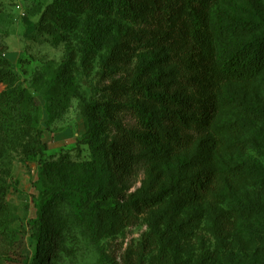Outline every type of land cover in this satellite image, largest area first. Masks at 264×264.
<instances>
[{
  "label": "trees",
  "instance_id": "16d2710c",
  "mask_svg": "<svg viewBox=\"0 0 264 264\" xmlns=\"http://www.w3.org/2000/svg\"><path fill=\"white\" fill-rule=\"evenodd\" d=\"M214 1L56 0L66 9L74 5L81 12L101 15L106 22L142 24L139 34L131 39L120 37L113 42L106 66L134 56V42L140 39L161 53L160 69L153 72L154 59H150L128 75L112 77L103 86L100 100L75 94L85 121L82 141L89 149L88 160H72L66 153L56 159L44 157L46 143L35 128L34 98L21 86L10 62L0 57V83L4 85L0 91V148L14 143L28 160H37L39 180L44 185L34 200L36 215L27 221L30 234L21 264L50 262L65 237V217L58 211L62 203H68L79 219L81 234L96 238L102 229L91 230L90 224H101L115 214L125 196L121 187H129L140 170L145 177L136 199L144 210L174 196L190 205L208 197L213 206H231L214 216L216 229L223 233L235 213L252 220L264 209L257 197H243L240 192L250 184L263 189L264 168L246 161L225 162L222 167L217 164L223 161L225 151L242 147L222 136L237 133L238 124L214 127L220 112L231 107L252 121L264 122V109L249 107L240 98L233 103L222 94L224 84L251 82L264 70V23L259 27L235 22L234 28L248 32L247 39L219 52L209 17ZM105 37V33L90 29L86 32L83 66ZM68 69L62 63L53 83L66 88ZM123 118L132 124L123 123ZM31 125L36 136L28 132ZM111 126L115 131L112 135L108 130ZM168 162L176 170L164 173L161 168ZM5 194L6 185L0 183V235L8 236L16 215Z\"/></svg>",
  "mask_w": 264,
  "mask_h": 264
},
{
  "label": "rangeland",
  "instance_id": "374dc122",
  "mask_svg": "<svg viewBox=\"0 0 264 264\" xmlns=\"http://www.w3.org/2000/svg\"><path fill=\"white\" fill-rule=\"evenodd\" d=\"M209 17L216 48L223 52L248 37L247 31L232 24L263 25L264 0H215L209 7ZM103 19L89 11L81 12L74 5L66 9L56 0H0V57L10 62L21 86L34 98L35 128L46 143L45 158L56 159L64 153L72 160L90 157L82 141L85 121L75 94L100 100L103 86L112 77L128 75L150 59H154L153 72L161 68V53L143 39L134 42V56L116 66H106L113 42L120 37L131 39L133 34H139L142 24ZM89 29L105 33L106 37L83 66L81 55ZM64 62L69 68L67 89L53 83ZM3 89L0 83V91ZM222 94L233 99V103L240 98L249 107L264 109V70L251 82L224 84ZM122 121L132 124L129 118ZM233 122L238 124L239 131L222 136L242 147L225 151L218 166L246 161L264 168V122L252 121L231 107L220 112L214 127ZM32 128L33 125L28 132L36 136ZM108 130L110 135L115 133L113 126ZM7 144L0 148V183L6 185L5 199L13 206L16 219L10 226L12 233L0 235V264H21L30 234L27 221L36 215L34 200L39 198V187L44 185L39 180V162L28 160L23 149L14 143ZM161 169L164 173L176 170L170 162ZM144 177L140 170L129 187H121L125 196L113 216L103 219L101 224H90L91 230L98 226L102 229L94 239L81 234L79 219L73 216L68 203H62L58 211L65 217V237L45 264H264V209L252 220L235 213L229 229L222 233L216 229L214 216L231 209L230 204L213 206L214 202L207 197L200 204L190 205L174 196L144 210L138 207L136 199ZM240 192L243 197H257L260 206L264 205V188L257 184L243 186Z\"/></svg>",
  "mask_w": 264,
  "mask_h": 264
}]
</instances>
